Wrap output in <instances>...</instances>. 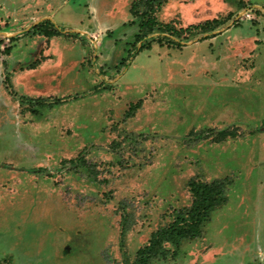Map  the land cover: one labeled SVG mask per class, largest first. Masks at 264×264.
I'll return each mask as SVG.
<instances>
[{
    "label": "rangeland",
    "instance_id": "1",
    "mask_svg": "<svg viewBox=\"0 0 264 264\" xmlns=\"http://www.w3.org/2000/svg\"><path fill=\"white\" fill-rule=\"evenodd\" d=\"M135 1L0 0V264H134L189 181L223 201L147 264H264V0H168L143 46Z\"/></svg>",
    "mask_w": 264,
    "mask_h": 264
},
{
    "label": "trees",
    "instance_id": "2",
    "mask_svg": "<svg viewBox=\"0 0 264 264\" xmlns=\"http://www.w3.org/2000/svg\"><path fill=\"white\" fill-rule=\"evenodd\" d=\"M167 1L168 0H137V2L135 1L132 3L131 14L137 18V37L142 40V46L144 43H148L155 38L159 41L166 40L175 45H179L171 36L178 35V31L180 30H176L169 23H158L155 18V12L160 10L162 5ZM137 3L143 4L141 10L136 8L135 5ZM47 21L48 20L45 22ZM217 23V20H211L206 21L203 25L209 27L211 24H214L212 26L214 27ZM154 31L163 33V35H158L155 38L149 37ZM50 32L51 33L48 34L51 36L52 33L54 34L57 31L53 28ZM218 135L220 136L219 138L223 140L231 134H227L226 131H220ZM188 186L192 196L190 207L185 213L177 212L173 221L166 228L151 234L148 244L138 250L134 264H147V260L152 255H155L159 247H162V244L165 242L172 243L178 239H192L198 236L199 226L207 218L208 214L223 201V185L220 182L215 181L207 184L199 181H189Z\"/></svg>",
    "mask_w": 264,
    "mask_h": 264
},
{
    "label": "water",
    "instance_id": "3",
    "mask_svg": "<svg viewBox=\"0 0 264 264\" xmlns=\"http://www.w3.org/2000/svg\"><path fill=\"white\" fill-rule=\"evenodd\" d=\"M72 31L77 32V31H75V30H72ZM214 33H215V32H214ZM214 33H212V34H214ZM149 37H151V36H149ZM149 37H148V38H149Z\"/></svg>",
    "mask_w": 264,
    "mask_h": 264
}]
</instances>
